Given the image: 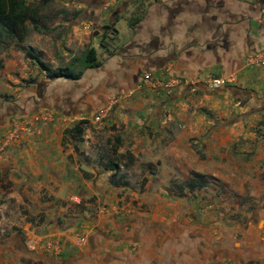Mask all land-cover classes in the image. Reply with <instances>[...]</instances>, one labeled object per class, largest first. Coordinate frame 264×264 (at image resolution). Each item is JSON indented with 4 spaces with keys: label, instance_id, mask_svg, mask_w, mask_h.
<instances>
[{
    "label": "crops",
    "instance_id": "1",
    "mask_svg": "<svg viewBox=\"0 0 264 264\" xmlns=\"http://www.w3.org/2000/svg\"><path fill=\"white\" fill-rule=\"evenodd\" d=\"M91 1L87 21L110 40L94 48L99 66L77 81L41 76L20 105L14 102L28 107L15 118L28 115L29 127L1 148L12 127L0 126V178L30 204L78 195L105 205L89 215L60 209L44 235L25 226L5 237L1 229L0 264L38 257L41 264H264V185L249 192L243 210L228 203L230 194L244 193L243 180L257 184L252 172H264V0ZM144 73L156 87L142 82ZM212 78L231 83L212 91ZM173 79L190 85L167 93ZM101 107L109 109L101 126L120 134L118 153L143 157V192H117L126 187L110 184L103 157L92 159L65 136ZM42 110L51 116L43 118ZM209 177L216 179L212 192L227 191V202L221 194L206 199L201 190Z\"/></svg>",
    "mask_w": 264,
    "mask_h": 264
},
{
    "label": "rangeland",
    "instance_id": "2",
    "mask_svg": "<svg viewBox=\"0 0 264 264\" xmlns=\"http://www.w3.org/2000/svg\"><path fill=\"white\" fill-rule=\"evenodd\" d=\"M26 1L36 10V14L34 16L33 25H31V23L29 24L27 31L23 34L22 40L11 36L0 25V126L12 127L13 124L22 123L29 117L25 115L15 118L19 112L24 113L26 111V109L24 111H19L18 105L20 104L18 101L21 98L24 99V97L29 96L28 89L30 86H39L43 82L41 79L46 78L45 74L39 72L35 64L26 58V51H30L38 56L41 61L53 71L74 66L72 69L73 72H76L80 70L79 65L75 64L76 59H78L86 49L89 47H96L98 49V45L103 46L107 44L106 42H109L107 39H104V42L102 38L104 32L99 26L93 28L87 21L89 14H85V11L87 10V5L91 4V0ZM122 18L121 14H119L116 23L119 29L125 26V21ZM95 32L97 35L96 40L94 39ZM84 71L85 70H83V73ZM14 102H17L18 105H14ZM222 102H218L220 106H222ZM5 105L10 108H4L7 107ZM21 106L23 107V105ZM197 106H200V104ZM37 108H35V111L39 110ZM7 109H9V111ZM220 109L222 108L220 107ZM223 110H225V108L222 109V111ZM14 111L15 113H13ZM49 115L51 116V113L47 110H42L40 112V116L42 117L47 116V118H49ZM4 118H6V120L1 121V119ZM106 118L107 117L104 119ZM86 121L87 124L84 125V128L87 129V132L84 137V142L79 145L80 148L86 151L94 160H97L100 154L105 160V163L117 165V170H115L113 179L117 181L118 184L124 183L125 185L121 186L126 187L124 190L121 189L118 191L117 189V192L123 193L125 190L134 193L143 192L145 189L137 185L143 178L144 169L146 168L143 160H141L143 157L137 159L126 154L125 156H121V154L118 153V148L114 147L113 144L115 137L120 135L118 130L115 129V127H112V129L102 127L100 124L102 120L95 122L94 117ZM219 121L221 122V120ZM261 125L262 123H260V126ZM236 143L239 144L238 142ZM194 145L201 151V144L199 145V142ZM96 150L98 152H96ZM239 158L241 162L247 161V159L251 158V153ZM214 162H216V159ZM251 162H253V160ZM148 166L150 168L152 164ZM153 171L154 169H149L148 174L152 175ZM109 176L110 175L107 174V179ZM251 178L256 179L257 184L252 187L249 183L251 180H243L242 189H244V193L242 195H238L237 192L230 194V197L234 198V202L228 201L229 204H233V206L237 205L238 209L243 210L242 206L246 203L245 199H249L247 196L249 192L253 188H256L257 191L260 190L259 185H264L260 166L257 171L251 173ZM208 180L209 185H207V188L201 190V192L206 195V199L217 200V195L221 194L224 199L223 202H227L226 196H229L227 191L220 190L219 188L215 193L212 192L215 190L213 187V180L216 179L209 177ZM5 181V177L0 178V230H4L3 235L5 237H8L7 233L23 231L25 226L28 232H31V235H44L48 233L46 229L48 224L46 223L50 221L51 216L57 211L59 212L60 209V213L63 215L71 216L73 213L76 214L82 210L86 211L89 215V213L97 210V207L105 205L102 204V200H97L96 197L84 201L79 198L78 195L75 196L79 200L78 203L74 202L72 199L66 201L54 200V202H51L52 200L50 199L46 200L44 205L30 204L28 200L24 198L21 189L12 188V184ZM14 189L15 191L11 192ZM171 189L173 190L174 188ZM175 192L178 193V190ZM121 193L117 194L118 198L122 195ZM197 194H199V192H197ZM225 194L227 195L225 196ZM259 195L261 196L263 193H259ZM120 205L121 203L119 201L117 206ZM229 206L231 209L232 205ZM44 207H48L50 210L52 209L51 213H44ZM21 235L23 236L22 233ZM3 254L6 257L7 254Z\"/></svg>",
    "mask_w": 264,
    "mask_h": 264
},
{
    "label": "trees",
    "instance_id": "3",
    "mask_svg": "<svg viewBox=\"0 0 264 264\" xmlns=\"http://www.w3.org/2000/svg\"><path fill=\"white\" fill-rule=\"evenodd\" d=\"M35 14L36 10L26 0H0V25L14 38H17L19 40L23 39V34L25 31H27V27L29 26V24L31 23V25H33ZM115 20L116 17L114 19V22ZM128 25L130 26V23ZM108 29H113L112 25ZM106 32L108 31L106 30ZM105 36L106 33H104V36L102 37L103 40L105 39ZM103 47L106 48L107 45H103ZM25 56L35 64L39 72L45 74V77L48 80L65 79L77 81L82 77L83 70L92 69L99 66L97 51L93 47H89L88 49H86L82 53V55L78 59H76L75 64H78L80 67V70L76 72H73L72 68L74 66H69L64 69L53 71L45 63H43L38 56L34 55L30 51H26ZM85 124H87V121L82 120L76 123L70 129L65 130V136L70 139L75 148H78V145L83 142ZM113 144L116 148L121 146V140L119 136L115 137ZM197 152L200 151L197 150ZM82 154L83 153H81V155ZM105 168H108V171L111 172L108 179L110 184H112L113 186H118V182L114 181L113 179L115 176V170H117V165L106 162ZM262 178L264 179V172L262 173ZM121 185L125 184L123 183Z\"/></svg>",
    "mask_w": 264,
    "mask_h": 264
},
{
    "label": "built area",
    "instance_id": "4",
    "mask_svg": "<svg viewBox=\"0 0 264 264\" xmlns=\"http://www.w3.org/2000/svg\"><path fill=\"white\" fill-rule=\"evenodd\" d=\"M261 61L264 63V56L261 57ZM142 82L147 84L148 86H151V87H156V85L158 84V83L156 84V81L152 78V76L149 73H144L142 75ZM230 83H231V79L212 78V79H209V81L207 82V87L212 91H217V90H220V89L228 86ZM178 85H190V84L187 80L173 79V80H170L165 87H163V86H161V87H163L167 93H170L171 92L170 89H172ZM108 115H109V109L106 107H101L98 109L97 113L95 114L94 120H95V122H99L102 119H104L105 117H107ZM45 118H47V116ZM37 120H39V119H34V121H37ZM28 127L29 126H28L27 122L13 124V126L9 132V135L6 139L7 142L4 145L2 144L3 146L1 145L2 147L1 146L0 147L3 148L5 146L9 145L10 143L17 142L20 134L22 132H25L26 128H28ZM1 148H0V150H1ZM72 200L76 203L79 202L77 197H74ZM53 251H57V250L54 248Z\"/></svg>",
    "mask_w": 264,
    "mask_h": 264
},
{
    "label": "flooded vegetation",
    "instance_id": "5",
    "mask_svg": "<svg viewBox=\"0 0 264 264\" xmlns=\"http://www.w3.org/2000/svg\"><path fill=\"white\" fill-rule=\"evenodd\" d=\"M88 5H89V4H88ZM106 39L110 42L109 38H107V37L105 36V40H106ZM105 40H104V42H105ZM38 103H39L38 100H36V101H35V104H36L35 106H36V108L38 107V106H37ZM14 105H16V104H14ZM5 106H7V105H5ZM4 108H10V107L7 106V107H4ZM26 108H28V107H25L24 104H23V107L20 106V107H19V110H20V111H24ZM38 108H39V107H38ZM38 108H37V109H38ZM7 110L9 111V109H7ZM8 117H9V116H8ZM10 117H12V116H10ZM38 260H39V261H37V262H31V264H41V258H39Z\"/></svg>",
    "mask_w": 264,
    "mask_h": 264
},
{
    "label": "water",
    "instance_id": "6",
    "mask_svg": "<svg viewBox=\"0 0 264 264\" xmlns=\"http://www.w3.org/2000/svg\"><path fill=\"white\" fill-rule=\"evenodd\" d=\"M107 29L109 28V27H106Z\"/></svg>",
    "mask_w": 264,
    "mask_h": 264
}]
</instances>
